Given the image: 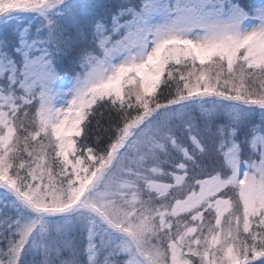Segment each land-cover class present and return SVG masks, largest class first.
<instances>
[{
	"label": "snow or ice",
	"instance_id": "1",
	"mask_svg": "<svg viewBox=\"0 0 264 264\" xmlns=\"http://www.w3.org/2000/svg\"><path fill=\"white\" fill-rule=\"evenodd\" d=\"M0 264H264V0H0Z\"/></svg>",
	"mask_w": 264,
	"mask_h": 264
}]
</instances>
